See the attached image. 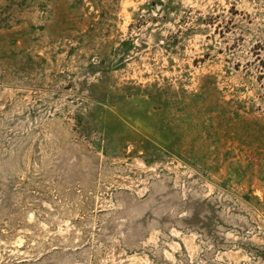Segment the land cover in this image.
Segmentation results:
<instances>
[{"label":"rangeland","instance_id":"rangeland-1","mask_svg":"<svg viewBox=\"0 0 264 264\" xmlns=\"http://www.w3.org/2000/svg\"><path fill=\"white\" fill-rule=\"evenodd\" d=\"M0 264H264V0H0Z\"/></svg>","mask_w":264,"mask_h":264}]
</instances>
